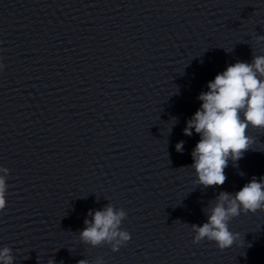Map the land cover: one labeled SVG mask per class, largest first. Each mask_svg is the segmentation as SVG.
<instances>
[{"label": "clouds", "instance_id": "obj_1", "mask_svg": "<svg viewBox=\"0 0 264 264\" xmlns=\"http://www.w3.org/2000/svg\"><path fill=\"white\" fill-rule=\"evenodd\" d=\"M255 42L257 45L264 42V35L256 36ZM260 51L264 53V48ZM4 68L0 62V71ZM207 88L208 91L198 95L201 106L183 129L186 136H192L193 129L200 136L191 152L193 163L188 167L194 169V183L202 188L222 186L227 180L225 169L229 162L238 167L245 152L255 150L256 141L247 130L250 127L264 130V55L253 52L250 63L237 61L228 65L208 82ZM172 121V125L176 123L175 118ZM175 149L182 153L184 141L178 142ZM8 176L9 169L0 167V214L7 206ZM257 211L264 213V176L259 180L253 176L239 191H220L209 201L203 209L207 221L191 225L192 243L199 245L207 240L221 251L226 250L241 240L238 232L230 230V222L241 214ZM87 215L91 219L84 220L85 227L78 233L81 243L94 248L108 245L117 252L131 240V234L121 227L128 218L125 209L108 203L101 210H88ZM0 264H14L10 247L0 248ZM78 264H105V260L98 256L91 262L81 259Z\"/></svg>", "mask_w": 264, "mask_h": 264}]
</instances>
